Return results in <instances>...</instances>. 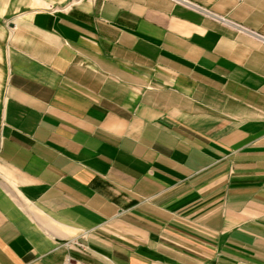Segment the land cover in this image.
Masks as SVG:
<instances>
[{"label":"crops","instance_id":"0c3cea01","mask_svg":"<svg viewBox=\"0 0 264 264\" xmlns=\"http://www.w3.org/2000/svg\"><path fill=\"white\" fill-rule=\"evenodd\" d=\"M0 0V264H264V0Z\"/></svg>","mask_w":264,"mask_h":264},{"label":"built area","instance_id":"2783aa9c","mask_svg":"<svg viewBox=\"0 0 264 264\" xmlns=\"http://www.w3.org/2000/svg\"><path fill=\"white\" fill-rule=\"evenodd\" d=\"M173 1H175V2H182L181 0H173Z\"/></svg>","mask_w":264,"mask_h":264}]
</instances>
